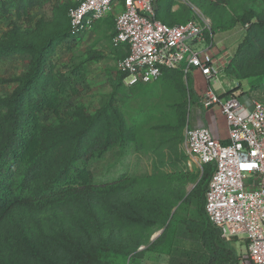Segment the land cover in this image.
Returning <instances> with one entry per match:
<instances>
[{
  "label": "rangeland",
  "instance_id": "1",
  "mask_svg": "<svg viewBox=\"0 0 264 264\" xmlns=\"http://www.w3.org/2000/svg\"><path fill=\"white\" fill-rule=\"evenodd\" d=\"M37 2L38 5L30 11V21L16 16L0 21V41H10L14 29L19 31L21 38L32 40L37 45L57 33L71 31L69 13L74 7V0ZM187 3L194 14L193 19L209 22L215 47L222 45L231 54L221 80L215 86L217 94L234 91L235 95L261 100L262 96L256 87L251 88L254 83L252 78L234 76L228 68L249 24L256 22V17L262 15V2L187 0ZM192 6L200 9L197 15ZM116 15L117 8L103 20L84 28L75 44L65 43L57 48L52 58L55 69L67 73L79 68L86 81L84 87H79L80 94L70 96L63 104L61 115L64 120L73 121L79 116L93 117L109 102L123 113L130 111L134 114L141 110L146 114L137 134L138 145L124 154L114 148L100 160L91 161V169L98 183L113 182L123 174L131 179L130 188L113 197L114 208L122 212V218L127 217L121 227L115 225L110 208L112 199L109 197L101 205L100 223L92 221L89 225L92 238L99 247L102 237L109 241L103 247H113L122 253L136 243V251L141 255L136 264H168L170 253L176 249L200 253L204 246H217L212 233L196 218L199 197L192 198L200 185H209L213 168L192 165L190 169L183 147L188 127H204L213 131L216 124L207 118L210 110L203 109L199 103L204 93L203 81L200 92H195L191 78L181 75L182 79H162L136 90L122 85L124 80L120 78L118 63L127 51L125 48L117 50L112 45ZM30 64L31 58L25 55L0 59V97H9L14 93L18 86L17 79L29 73ZM42 121L46 126L58 123L57 117L51 112H46ZM40 218L37 223L40 230L43 233L57 230V235L59 232L77 231L78 220H81L67 210L51 212ZM168 229L173 235L171 245L165 236L157 241ZM218 230L225 240V243H218V249H226L239 257L245 251V243L236 238H226ZM111 235H115V243ZM148 248L150 252H144ZM66 255V250L61 251L59 259L64 260Z\"/></svg>",
  "mask_w": 264,
  "mask_h": 264
},
{
  "label": "trees",
  "instance_id": "2",
  "mask_svg": "<svg viewBox=\"0 0 264 264\" xmlns=\"http://www.w3.org/2000/svg\"><path fill=\"white\" fill-rule=\"evenodd\" d=\"M260 1L262 15L247 25L228 69L234 76L252 78L251 88L256 87L262 96L260 101L264 102V0ZM37 5V0H0V21L13 16L30 21V11ZM18 32L14 29L10 41H0V59L12 55L31 58L30 71L17 79L14 93L0 97V264H126L127 261L136 264L141 257L136 243L122 253L113 247H103L109 243L103 237L100 247L92 238L89 222H99L101 205L109 197L115 225L122 226L127 216L122 218V212L114 208L113 197L127 191L131 179L123 174L113 182L98 183L91 161L100 160L114 148L124 154L138 145L137 134L146 114L141 110L123 113L109 102L93 117L64 120L63 104L70 96L80 94L79 87H84L86 81L79 68L67 73L57 71L52 58L58 47L75 44L80 34L57 33L37 45L21 38ZM180 75L183 76L181 70H166L160 80L176 81L178 77L182 79ZM120 78L123 80L124 76ZM190 78L195 92H200L204 79L198 74ZM140 86L144 85L129 89ZM229 95H235L234 91L222 97ZM46 112L53 113L58 123L44 125L42 116ZM207 187L208 184L200 185L192 198L199 197L196 218L212 233L217 246H204L200 253L176 249L170 253L168 264H228L230 258V264H238L239 257L231 251L218 249V243L225 240L207 218ZM60 210L81 218L77 231L59 232V235L57 230L43 233L37 225L40 217ZM111 236L113 241L115 235ZM164 236L171 245V230L157 241ZM63 250L68 255L61 260L59 255Z\"/></svg>",
  "mask_w": 264,
  "mask_h": 264
},
{
  "label": "built area",
  "instance_id": "3",
  "mask_svg": "<svg viewBox=\"0 0 264 264\" xmlns=\"http://www.w3.org/2000/svg\"><path fill=\"white\" fill-rule=\"evenodd\" d=\"M154 1L74 0L71 31L80 34L121 4L112 45L127 50L118 63L125 87L155 83L166 70H181L187 79L196 74L204 79L199 103L205 110L220 109L228 138L222 142L208 128L188 127L183 144L188 165L213 168L205 212L224 237L245 243L238 264H264V102L218 95L215 86L228 61L219 62L211 52L215 43L209 22L165 24L155 17Z\"/></svg>",
  "mask_w": 264,
  "mask_h": 264
},
{
  "label": "crops",
  "instance_id": "4",
  "mask_svg": "<svg viewBox=\"0 0 264 264\" xmlns=\"http://www.w3.org/2000/svg\"><path fill=\"white\" fill-rule=\"evenodd\" d=\"M195 15L196 12H200L195 6H192ZM117 13L122 10V5H117ZM115 8V9H116ZM154 11L156 17L162 22L168 25L183 24L191 19H193V13L189 8L187 0H156L154 4ZM212 54L215 56L219 62L229 61L231 54H229L224 46H216L212 49ZM209 111V110H208ZM210 116L207 118L212 119L216 124V129H214L212 134L218 140L224 142L228 138V129L223 115L218 107L210 109Z\"/></svg>",
  "mask_w": 264,
  "mask_h": 264
},
{
  "label": "water",
  "instance_id": "5",
  "mask_svg": "<svg viewBox=\"0 0 264 264\" xmlns=\"http://www.w3.org/2000/svg\"><path fill=\"white\" fill-rule=\"evenodd\" d=\"M156 238H157V236H156ZM156 238H155V239H156Z\"/></svg>",
  "mask_w": 264,
  "mask_h": 264
}]
</instances>
